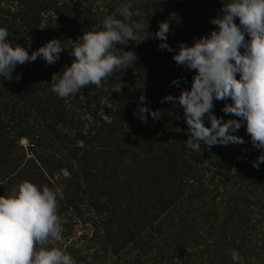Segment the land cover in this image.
<instances>
[{"label":"trees","instance_id":"trees-1","mask_svg":"<svg viewBox=\"0 0 264 264\" xmlns=\"http://www.w3.org/2000/svg\"><path fill=\"white\" fill-rule=\"evenodd\" d=\"M229 2L0 0V27L13 47L31 55L58 39L67 49L55 64L37 58L17 65L11 81L0 76V196L23 181L53 190L64 228L56 246L77 264L90 257L93 264H234L232 250L241 264H264V163L253 167L260 151L244 126L235 133L243 145L187 147L183 109L161 100L190 89L195 71L178 66L175 52L160 50L159 39L117 44L114 54L134 51L138 61L114 70L100 87L89 84L68 98L51 91L53 75L58 81L75 59L72 41L102 30L109 15L122 18V4L131 5L142 35L168 22L167 42L178 50L217 29L210 21ZM120 81L127 86L113 92ZM140 95L161 110L160 119L145 114L141 122ZM226 102L214 101L213 114L235 118L221 111ZM77 220L93 227L91 253L63 247Z\"/></svg>","mask_w":264,"mask_h":264},{"label":"clouds","instance_id":"clouds-1","mask_svg":"<svg viewBox=\"0 0 264 264\" xmlns=\"http://www.w3.org/2000/svg\"><path fill=\"white\" fill-rule=\"evenodd\" d=\"M130 9V4H122L117 9L122 18L109 15L102 30L89 31L79 42L72 41L69 55L75 59L65 66L58 81L53 75L51 91L59 98H68L89 84L100 87L114 70L138 61L134 51L119 49V54H114L117 44L139 45L151 35L161 41L160 50L175 52L172 59L178 66L195 71L190 89H181L178 97L168 94L161 100L183 109L188 125L187 147L201 152L202 145H243L245 140L235 133L244 126L252 146L260 151L253 161V167L259 170L264 163V0H230L223 4L221 15L210 21L218 28L207 36L194 38L192 46L179 43L178 50L167 42L168 22H160L155 33L147 31L142 35L143 25L132 22L134 13ZM236 18L239 25L234 22ZM245 33L250 39H245ZM9 35L6 28L0 27V76L9 81L17 65L37 58L52 65L67 50L65 43L52 39L29 55L24 47H13ZM171 83L178 87L180 80ZM126 86L120 81L113 92L120 93ZM229 99L231 103L226 102L221 111L235 118L224 120L214 115V101ZM138 101L141 122H147L145 114L153 120L161 118V110L146 106L144 95ZM205 118L210 126H205ZM57 212L56 193L47 186L41 190L32 182L23 181L0 196V264H76L71 255L56 246L57 242L62 243L64 231ZM231 258L234 264H241L242 257L236 250L231 251ZM88 264H93L91 257Z\"/></svg>","mask_w":264,"mask_h":264},{"label":"rangeland","instance_id":"rangeland-1","mask_svg":"<svg viewBox=\"0 0 264 264\" xmlns=\"http://www.w3.org/2000/svg\"><path fill=\"white\" fill-rule=\"evenodd\" d=\"M22 143L24 145H27L26 140H23ZM92 233H93V227L90 224H85L80 220H77L75 224L74 232L70 236L69 240L63 244V247H65L68 244H73L77 248L91 253L93 250L92 247L93 243L91 240Z\"/></svg>","mask_w":264,"mask_h":264}]
</instances>
